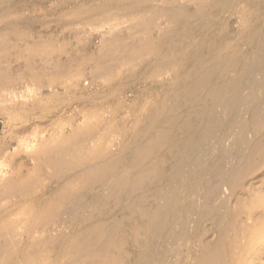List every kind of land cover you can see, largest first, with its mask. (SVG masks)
<instances>
[{"label": "rangeland", "instance_id": "1", "mask_svg": "<svg viewBox=\"0 0 264 264\" xmlns=\"http://www.w3.org/2000/svg\"><path fill=\"white\" fill-rule=\"evenodd\" d=\"M90 1L0 0V192L4 193L0 264H144L150 260L152 244L146 245L141 219L127 216L129 210L123 205L124 210L117 208L119 204L111 198V205L105 202L109 187L103 191L104 185H93L86 175L106 164L112 167L113 179L129 167L138 172L137 155L144 142L139 132L148 122L151 104L175 80L190 77V81L212 66L210 61L208 66L200 65L191 57L197 45L208 46L216 30L235 34L253 19L248 10L253 0ZM147 18H153L157 26H139ZM115 39L119 44L113 43ZM158 39L174 42L166 62L154 61L150 42ZM146 86L151 90L143 96V106L135 107L132 97ZM161 117L144 136L165 127ZM234 137L216 144L217 149L227 144L232 153L227 157L229 167L238 163V154L245 149L244 142ZM95 143L109 146L108 155H88L87 145ZM129 144L136 152L117 163L118 153ZM159 161V156H153L143 166L148 169ZM241 185L236 189L224 185L226 198H232L229 204L251 195L258 209L239 216L229 258L231 264H264V157L241 178ZM125 214L121 232L107 237L109 247H97L90 255L82 249L84 254L79 253L76 238L85 237L98 221L110 223ZM191 224L189 241L178 237L159 246L163 264L192 263L202 244L217 236L214 222L207 221L197 234L196 224ZM255 237L258 242L251 247Z\"/></svg>", "mask_w": 264, "mask_h": 264}, {"label": "bare ground", "instance_id": "2", "mask_svg": "<svg viewBox=\"0 0 264 264\" xmlns=\"http://www.w3.org/2000/svg\"><path fill=\"white\" fill-rule=\"evenodd\" d=\"M248 10L253 15V19L250 20L249 17L248 20L245 17L248 22L244 21L246 23L240 26L237 33L229 34L223 30H216L212 35L211 41L209 40L208 46L203 42L193 49L191 57L201 61V63L199 62L200 65L202 63L206 65L207 61H210L212 63L209 64L210 66L212 65L211 67L204 70L203 68L208 65L203 66L201 68V70L203 69L202 74L190 81H188L190 77L189 79L187 78V81L175 80L171 86L163 91L161 98L151 104L152 111H150L148 122L144 127H141L139 132V137L144 138L142 147L137 155L138 162L136 164L140 170L135 173V171L132 172L134 167H129L113 179L111 177L112 167L106 164L98 171L88 172L89 174L86 175L93 185H104L101 187L103 191L106 189L105 186L109 187V192L107 194L104 192L106 195L105 202L107 201L111 205L109 201L111 198L114 203L119 204L117 208L123 205L124 208L129 210L127 216L131 215L141 219L142 229H144V234L146 235V245L150 247L152 244L151 250H149L151 251V256H148L151 259L148 260L146 258L147 260L144 261V264L147 261L146 264H163L164 254L163 252L160 253L159 250V246L162 243H169L170 239L178 237L187 239V236L191 235L189 233L191 229L189 231L188 228L191 222L196 224L195 233H200L207 221L214 222L217 225V236L210 242L202 244L201 252L190 264H231L232 259L229 258V249H231L230 244L233 238L236 237L238 218L242 214H252L258 209L252 203L251 195L236 200L235 205L231 206L228 201L231 197L226 198L225 194L227 193H224V185L235 186L233 189L242 187L241 178L252 173L264 157V0H253ZM222 15L224 14L222 13ZM206 17L208 21V16L206 15ZM226 24L228 23L226 22ZM141 25L144 27L157 26L153 18L141 21L139 26ZM158 26L160 27L161 24ZM206 32L204 34H207ZM113 43L119 44L118 39H115ZM150 43L155 52L154 61L166 62L167 59L172 57L173 41L158 39ZM182 51L180 50L179 53H182ZM155 85L156 83H154ZM137 88L139 87L135 89ZM150 90L151 86L144 87L141 94H135L132 97V104L135 107H142L143 96L146 93L148 95ZM122 100L124 99L122 98ZM122 100H120V107L123 108L125 100ZM161 116H164L165 127L149 137H147L148 135L144 136L151 126L154 127L160 118L163 119ZM137 117H135V121H137ZM232 135L236 136L234 138H237V142H244L245 149L243 152H239L238 163L235 165L233 163V166L230 164L231 167H229L227 157L232 153H230L229 149L227 150V144H224L226 149L224 147L217 149L216 144L222 139L224 141L227 136L232 138ZM134 149L130 144L123 147L118 153L117 163L128 156ZM87 150L88 155L100 157L108 155L109 146L95 143L87 145ZM153 156H159L160 161L148 169L145 168L143 163ZM63 158L65 159V157ZM64 159L59 157L60 161H64ZM56 166L58 165L56 164ZM167 166L169 167L166 172ZM3 194V192H0V199ZM99 197H97V200ZM248 198L251 199L249 200ZM240 202L244 203L241 207L238 205ZM123 216L121 219L110 223L98 221L87 231L85 237L76 238V247L79 253L81 252L80 249H82L84 253L90 255L95 248L108 244L106 242L108 236L121 232L122 227L120 224L122 219H125L126 214ZM252 227L254 226L252 225ZM110 239L109 237V241ZM176 242L178 241H175L174 244ZM252 242L251 247L257 244L256 237ZM184 243L187 242L184 241ZM179 244L181 243L179 242ZM189 244L187 243V246ZM176 247H174V252ZM169 249L171 248L169 247ZM160 254H163V258L160 257ZM181 261L179 260L178 264H182ZM72 264L77 263L73 262Z\"/></svg>", "mask_w": 264, "mask_h": 264}]
</instances>
